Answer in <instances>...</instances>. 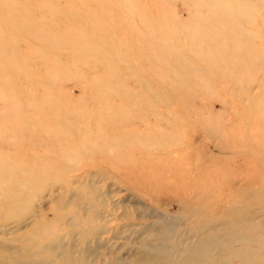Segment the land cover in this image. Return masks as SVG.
Here are the masks:
<instances>
[{
	"label": "rangeland",
	"instance_id": "374dc122",
	"mask_svg": "<svg viewBox=\"0 0 264 264\" xmlns=\"http://www.w3.org/2000/svg\"><path fill=\"white\" fill-rule=\"evenodd\" d=\"M201 239L264 264V0H0V264Z\"/></svg>",
	"mask_w": 264,
	"mask_h": 264
},
{
	"label": "bare ground",
	"instance_id": "6f19581e",
	"mask_svg": "<svg viewBox=\"0 0 264 264\" xmlns=\"http://www.w3.org/2000/svg\"><path fill=\"white\" fill-rule=\"evenodd\" d=\"M230 244L232 243L229 241ZM192 248V249H191ZM191 255L188 254V257L183 262L185 264H228L227 259L225 258H215L210 262V260L203 261L205 259L204 257L210 256L211 253V246H210V240L209 239H201L199 241H196L192 243L191 245ZM236 250L235 252H237ZM213 255V254H212ZM212 257V256H211ZM191 258V259H190ZM193 261V262H192Z\"/></svg>",
	"mask_w": 264,
	"mask_h": 264
}]
</instances>
